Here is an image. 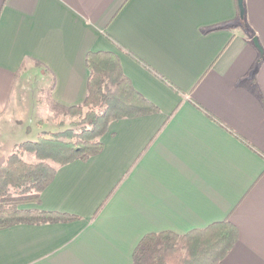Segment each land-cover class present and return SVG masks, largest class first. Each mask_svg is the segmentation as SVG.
Masks as SVG:
<instances>
[{"label":"crops","instance_id":"1","mask_svg":"<svg viewBox=\"0 0 264 264\" xmlns=\"http://www.w3.org/2000/svg\"><path fill=\"white\" fill-rule=\"evenodd\" d=\"M244 8L242 19L237 0H0V165L52 113L47 94L83 104L91 52L115 55L154 107L111 122L100 154L57 167L25 209L70 219L0 230V264H133L148 234L225 220L239 234L221 264H264V0Z\"/></svg>","mask_w":264,"mask_h":264},{"label":"trees","instance_id":"2","mask_svg":"<svg viewBox=\"0 0 264 264\" xmlns=\"http://www.w3.org/2000/svg\"><path fill=\"white\" fill-rule=\"evenodd\" d=\"M86 61L91 76L83 104L66 107L49 94L47 97L56 116L82 114L87 109L86 124L78 133L73 130L44 133L35 141L22 142L0 165V230L21 223L69 220L66 215L25 209L24 206L40 203L41 193L52 182L57 167L77 160L87 161L100 154L103 150L101 138L111 122L154 111V107L124 76L115 55L91 52ZM28 152L35 155L36 162L29 163L22 158ZM238 234L237 227L228 220L184 235L151 233L144 236L136 247L133 264H221L237 242Z\"/></svg>","mask_w":264,"mask_h":264},{"label":"rangeland","instance_id":"3","mask_svg":"<svg viewBox=\"0 0 264 264\" xmlns=\"http://www.w3.org/2000/svg\"><path fill=\"white\" fill-rule=\"evenodd\" d=\"M47 97L48 96H46V98L44 97V101L48 102ZM43 111L45 112V110H43ZM51 112L52 113H49V114L46 112L45 114H43V116H41V117H43L42 119H40V118L38 119L37 125H38V128L40 131L37 130V128L35 126H32V128L29 129L30 130L29 136L27 138L29 141H35L37 139L38 131H39V135H41V136L44 135V133L53 134V133L64 132L66 130H73L75 133H78L81 130V128L86 124L84 122V117H85V114L87 112V109H85L82 114H76V115L56 116L53 111H51ZM96 112H98V111H96ZM50 114H52V119H50ZM46 136H50V135H46ZM62 139L64 141H70V139H66V138H62ZM8 151H9V148H8ZM28 153H31V152H28ZM27 161H29V160H27ZM25 207L26 206H24V208Z\"/></svg>","mask_w":264,"mask_h":264},{"label":"water","instance_id":"4","mask_svg":"<svg viewBox=\"0 0 264 264\" xmlns=\"http://www.w3.org/2000/svg\"><path fill=\"white\" fill-rule=\"evenodd\" d=\"M237 3H238L239 10H240V16L242 19H244L245 17L244 0H237ZM254 43L257 46V48L260 50L261 54H263L264 50L262 46L260 45L257 38H254Z\"/></svg>","mask_w":264,"mask_h":264}]
</instances>
